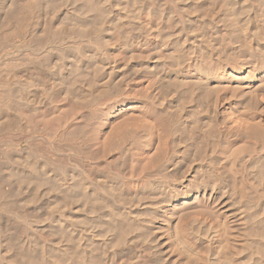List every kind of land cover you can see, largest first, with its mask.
<instances>
[{"label":"rangeland","instance_id":"rangeland-1","mask_svg":"<svg viewBox=\"0 0 264 264\" xmlns=\"http://www.w3.org/2000/svg\"><path fill=\"white\" fill-rule=\"evenodd\" d=\"M0 44V264H264L248 246H264V185L249 175L235 187L239 157L264 135V0H0ZM210 121L224 137L212 166L196 155L214 142ZM190 166L185 184L214 168L208 184L230 207L204 191L183 205ZM245 186L260 195L253 208Z\"/></svg>","mask_w":264,"mask_h":264},{"label":"bare ground","instance_id":"bare-ground-1","mask_svg":"<svg viewBox=\"0 0 264 264\" xmlns=\"http://www.w3.org/2000/svg\"><path fill=\"white\" fill-rule=\"evenodd\" d=\"M42 1V0H41ZM44 1V0H43ZM61 1V0H60ZM79 1V0H78ZM137 1V0H136ZM58 2V1H57ZM54 4V3H53ZM103 4V3H102ZM23 5H24V3H23ZM42 5V4H41ZM140 5V4H139ZM26 6V5H25ZM39 6V5H38ZM47 6V5H46ZM90 6V5H89ZM94 7H95V4H94ZM97 7H98V5H97ZM39 8V7H38ZM55 8V7H54ZM89 8V7H88ZM96 8V7H95ZM95 8H92V9H95ZM41 9V8H40ZM91 8H89V10L90 11H93ZM97 9V8H96ZM104 9H105V6H104ZM157 9V8H156ZM56 10V9H55ZM98 10V9H97ZM139 11H140V9H139ZM100 12V11H99ZM104 13V12H103ZM20 14V13H19ZM32 14V13H31ZM30 14V15H31ZM18 15V14H17ZM88 15V14H87ZM89 16V15H88ZM107 16V15H106ZM92 17V16H91ZM94 17V16H93ZM90 18V17H89ZM24 19V18H23ZM10 20V19H9ZM11 21V20H10ZM18 21V20H17ZM27 21V20H26ZM97 22H99V21H97ZM93 23V22H92ZM101 23V22H100ZM99 24V23H98ZM51 26V25H50ZM52 27V26H51ZM84 27H86V26H84ZM95 27H97V26H95ZM46 28V27H45ZM89 28H90V26H89ZM91 28H92V26H91ZM49 29V28H48ZM106 29V28H105ZM9 30V29H8ZM19 30V29H18ZM82 30V29H81ZM90 30V29H89ZM89 30H88V33H89ZM93 30H94V28H93ZM92 30V31H93ZM49 31V30H48ZM54 31V30H53ZM67 31V30H66ZM85 31V30H84ZM87 31V30H86ZM59 32V31H58ZM2 33V32H1ZM17 33H19L18 31H17ZM53 33V32H52ZM55 33V32H54ZM93 33V32H92ZM62 34V33H61ZM64 34V33H63ZM96 34V33H95ZM65 35V34H64ZM79 35V34H78ZM47 36V35H46ZM55 36V35H54ZM60 36V35H59ZM81 36V35H80ZM86 37H88V38H92V35H91V33H89V34H84V38H86ZM37 38H39V37H37ZM55 38V37H54ZM61 38V37H60ZM83 38V37H82ZM83 38V39H84ZM86 39V40H89V39ZM35 39V38H34ZM41 39V38H40ZM45 39V38H44ZM57 39V38H56ZM93 39V38H92ZM10 40V39H9ZM31 40V39H30ZM46 43L48 42V41H54L53 40V36L51 35V36H48V37H46ZM59 40V39H58ZM57 40V41H58ZM33 41V40H32ZM56 41V42H57ZM42 42H45L44 40H43V38H42V40H36L34 43H32L33 45V47H32V50H30L29 49V51L30 52H34L35 53V49H36V47H38V46H41L42 44ZM55 42V43H56ZM79 42V41H78ZM81 42V41H80ZM90 42V41H89ZM15 43V42H14ZM29 43V42H28ZM19 44V43H18ZM60 44V43H59ZM85 44V43H84ZM1 45V44H0ZM12 45V44H11ZM17 45V44H16ZM24 45V44H23ZM30 45V44H29ZM28 45V46H29ZM43 45H44V43H43ZM46 45V44H45ZM44 45V46H45ZM80 45V44H79ZM97 45V44H96ZM95 45V46H96ZM2 46H3V44H2ZM15 46V45H14ZM27 46V47H28ZM35 46V47H34ZM55 47V46H54ZM39 48V47H38ZM42 48V47H41ZM75 48H77V47H75ZM85 48V47H84ZM46 49V48H45ZM56 49V48H55ZM4 50V49H3ZM77 50V49H76ZM26 51V50H25ZM46 51V50H45ZM53 51V50H52ZM60 51V50H59ZM5 52V51H4ZM50 52V51H49ZM61 52V51H60ZM7 53V52H6ZM23 53V52H22ZM27 53V52H26ZM33 53V54H34ZM24 54V53H23ZM32 55V54H31ZM37 55V54H36ZM20 56V55H19ZM30 56V55H29ZM39 56V55H38ZM34 57H35V55H34ZM37 57V56H36ZM35 57V58H36ZM9 58V57H8ZM21 58H22V54H21ZM27 58V57H26ZM30 58H31V56H30ZM39 58V57H38ZM37 58V59H38ZM23 59V58H22ZM34 59V58H33ZM26 60V59H25ZM29 60V59H28ZM23 61V60H22ZM31 61H32V59H31ZM10 62V61H9ZM19 62V61H18ZM24 62H27V60L26 61H24ZM211 63V62H210ZM244 63H245V61H244ZM243 63V64H244ZM8 64V63H7ZM27 64V63H26ZM33 64L35 65L36 63L33 61ZM40 64H43V63H40ZM242 64V65H243ZM260 65V64H259ZM258 65V66H259ZM9 66V65H8ZM18 66V65H17ZM24 66V65H23ZM22 66V67H23ZM38 66V65H37ZM208 66V65H207ZM257 66V67H258ZM21 67V68H22ZM211 67V66H210ZM218 67H219V65H218ZM181 68V67H180ZM179 68V69H180ZM8 69V68H7ZM211 69V68H210ZM11 70V69H10ZM201 70H203V69H201ZM206 70V69H205ZM204 70V71H205ZM7 71H9V70H7ZM157 71V70H156ZM84 75V74H83ZM90 75V74H89ZM169 76V75H168ZM199 77V76H198ZM212 77V76H211ZM11 78V77H10ZM75 78V77H74ZM78 78V77H77ZM164 78V77H163ZM3 79V78H2ZM79 79H81V78H79ZM99 79V78H98ZM180 79H182V78H180ZM197 79V78H196ZM5 80V79H4ZM83 80V79H82ZM177 80V79H176ZM205 80V79H204ZM210 80V79H209ZM2 81V80H1ZM70 81V80H69ZM89 81V80H88ZM175 81V80H174ZM180 81V80H179ZM6 82V81H5ZM69 84L67 85V84H64V85H66L65 87H63L64 88V94L66 95V96H69L70 98L71 97H73L74 95H75V91H76V86H77V84L79 83V81L77 80V79H75V80H72L71 81V83L70 82H68ZM162 83V82H161ZM164 83V82H163ZM174 83V82H173ZM196 83V82H195ZM2 84H4V83H2ZM81 84V83H80ZM208 84V86H210V85H212L210 82H208L207 83ZM6 85V84H5ZM9 85V84H8ZM63 85V86H64ZM164 85V84H163ZM175 85V84H174ZM11 86V85H10ZM170 86V85H169ZM239 86V85H238ZM13 87V86H12ZM78 87V86H77ZM81 87V86H80ZM92 87V86H91ZM11 88V87H10ZM82 88V87H81ZM93 88V87H92ZM227 88V87H226ZM13 89V88H12ZM98 89V88H97ZM1 90V89H0ZM105 90V89H104ZM5 91V90H4ZM4 91H2V92H4ZM77 91H78V89H77ZM80 91V90H79ZM103 91V90H102ZM191 91V90H190ZM233 91H235V89H233ZM237 91V90H236ZM260 91V90H259ZM83 92V91H82ZM95 92H97V91H95ZM107 92V91H106ZM240 92V91H239ZM248 92V91H247ZM253 92V91H252ZM256 92V91H255ZM16 93V92H15ZM103 93V92H102ZM111 93V92H110ZM235 93V92H234ZM251 93V92H250ZM3 94V93H2ZM12 94V93H11ZM83 94H84V92H83ZM101 94V93H100ZM117 94V93H116ZM214 94V93H213ZM236 94V93H235ZM234 94V95H235ZM20 95V94H19ZM111 95V94H110ZM233 95V94H232ZM239 95V94H238ZM250 95V94H249ZM252 95V94H251ZM255 95H257V94H255ZM88 97H90L89 95H87ZM86 95H84L83 97H87ZM3 97V100H5V99H7V101L9 100H12V98L14 97H12L11 95H9V91H5L4 92V95L2 96ZM8 97H10L9 99H8ZM80 97V96H79ZM96 97V96H95ZM99 97V96H98ZM218 97V96H217ZM233 97V96H232ZM238 97V96H237ZM254 97V96H253ZM259 98V102H262L263 103V101H264V88L262 89V92L260 93V95L258 96ZM15 98V97H14ZM19 98V97H18ZM91 98H93L94 99V96L93 97H91ZM90 98V99H91ZM249 98H251L250 96L249 97H247V95L245 94V92L243 93V92H241V94H240V100H239V104H243L244 102H245V100L246 99H249ZM255 98V97H254ZM74 99H75V97H74ZM81 99H82V96H81ZM89 99V101H91ZM92 99V101H93V103H94V101H96V100H93ZM101 99H102V97H101ZM103 99H105V98H103ZM115 99V98H114ZM239 99V98H238ZM258 99H256V100H258ZM77 100V99H76ZM85 100V99H84ZM98 100H99V98H98ZM105 100H107V102H108V98L107 99H105ZM111 100H112V98H111ZM250 100H252V98L250 99ZM8 101V102H9ZM79 101H81V100H79ZM88 101V100H87ZM102 101V100H101ZM248 101V100H247ZM246 101V102H247ZM254 101H255V99H254ZM15 102H17V99L15 98ZM14 102V103H15ZM20 102V101H19ZM99 102V101H98ZM103 102V101H102ZM106 102V101H105ZM249 102H251V101H249ZM5 103V102H4ZM18 103V102H17ZM87 103V102H86ZM90 103H92V102H90ZM206 103V102H205ZM218 103V102H217ZM237 103V102H236ZM248 104H250V103H248ZM256 104V103H255ZM101 105H103V104H101ZM105 105V104H104ZM209 105V104H208ZM246 105V104H245ZM207 106V105H206ZM101 107V106H100ZM251 107V106H250ZM257 107V106H256ZM90 108V107H89ZM96 108V107H95ZM236 108V107H235ZM253 108H255V107H253ZM259 108V107H258ZM261 108V107H260ZM259 108V109H260ZM263 109V108H262ZM153 110V109H152ZM247 110V109H246ZM256 110V109H255ZM261 110V109H260ZM211 111V110H210ZM251 111V110H250ZM245 113H246V111H245ZM176 115V114H175ZM195 115V114H194ZM197 115V114H196ZM217 115V114H216ZM248 115H249V119L250 118H257L258 116H260L261 115V113H258V111H251V113L249 114V112H248ZM209 116H212V115H209ZM193 117V116H192ZM214 117H215V115H214ZM244 117V116H243ZM13 118V117H12ZM178 118V117H177ZM210 118V117H209ZM176 119V118H175ZM199 119V118H198ZM212 119V118H211ZM215 119V118H214ZM264 119V118H263ZM194 120H195V118H194ZM201 120V119H200ZM199 120V121H200ZM198 121V122H199ZM216 121V120H215ZM254 121V120H253ZM167 122V121H166ZM14 123V122H13ZM191 123V122H190ZM207 124H209V127H211V129L213 128V131H212V133H214V135H212L213 136V138L212 137H209V138H212V140H214V142L213 141H211V142H213L212 143V145H210L209 146V148H207V147H199L198 149H197V151H196V155H197V157H209L208 159L209 160H207V161H209V162H207V164H211V166H212V164L214 165H216V163H217V160H218V152H217V148H218V146H220V143H221V141H222V137L223 136H221V134L217 131V130H219V127H221V125H220V123H218V122H212V121H210L209 123L207 122ZM260 124V123H259ZM190 125V124H189ZM192 125V124H191ZM254 125V124H253ZM9 126V125H8ZM207 126V125H206ZM245 126V125H244ZM18 127V126H17ZM125 127V126H124ZM188 127V126H187ZM225 127V126H224ZM261 127V126H260ZM264 127V126H263ZM6 128V127H5ZM12 128V127H11ZM184 128V127H183ZM202 128V127H201ZM204 128V127H203ZM208 128V127H207ZM244 128V127H243ZM16 129V128H15ZM189 129V128H188ZM191 129H193V128H191ZM209 129V128H208ZM225 129V128H224ZM248 129V128H247ZM246 129V130H247ZM256 129V128H255ZM261 129H262V127H261ZM134 130V129H133ZM195 130V129H194ZM199 130V129H198ZM201 130V129H200ZM203 130V129H202ZM221 130V129H220ZM240 130V129H239ZM243 130V129H242ZM8 131V130H7ZM13 131V130H12ZM21 132H22V130H20ZM135 131H137V130H135ZM245 131V130H244ZM262 131V130H261ZM264 131V130H263ZM195 132V131H194ZM198 132V131H197ZM221 132V131H220ZM12 133V132H11ZM20 133V132H19ZM41 133V132H40ZM205 133V132H204ZM15 134V133H14ZM59 134V133H58ZM124 134V133H123ZM196 134V133H195ZM240 134H242V133H240ZM246 134V133H245ZM264 134V133H263ZM31 135V134H30ZM33 135V134H32ZM130 135V134H129ZM135 135V134H134ZM137 135V134H136ZM199 135V134H198ZM211 135V134H210ZM239 135V134H238ZM65 136H67V135H65ZM141 136V135H140ZM226 136V135H225ZM240 136V135H239ZM247 136V135H246ZM260 136H261V133H260ZM30 137V136H29ZM37 137V136H36ZM36 137H35V139H36ZM47 137V136H46ZM56 137V136H55ZM16 138V137H15ZM28 138V137H27ZM39 137H37V139H38ZM49 138V137H48ZM50 138H52V137H50ZM198 138V137H197ZM206 138V137H205ZM252 138V137H251ZM250 138V139H251ZM256 138V137H255ZM254 138V139H255ZM40 139V138H39ZM56 139V138H55ZM223 139H224V137H223ZM249 138H248V140H250ZM257 139V138H256ZM54 140V139H53ZM201 140V139H200ZM253 140V139H252ZM37 141V140H36ZM68 141H70V140H68ZM131 141V140H130ZM135 141V140H134ZM137 141V140H136ZM135 141V142H136ZM138 141H140V140H138ZM142 141V140H141ZM139 142V144L140 143H142V142ZM205 141H207V140H205ZM258 144L256 143V145H258L259 146V148H256V152H253V150H248V151H250V153L249 152H247L248 154H247V156H242V157H239V160H238V163L237 164H241L240 166L242 167L241 169H240V175H241V177H242V179H240V178H235V179H237V181H236V183H235V187H237V186H239V185H241L242 183H240L241 181L243 182L244 180V178L245 177H247V176H252V177H254V179H256V181L258 182V184L260 185V186H262V188H263V185H264V135L262 136V138L261 139H258ZM38 142H40V141H38ZM63 142V141H62ZM72 142V141H71ZM74 142V141H73ZM193 142V141H192ZM198 142V141H197ZM223 142V141H222ZM44 143V142H43ZM58 143H59V141H58ZM64 143V142H63ZM68 143H70V142H68ZM202 143V142H201ZM30 144V143H29ZM33 144V143H32ZM35 144L37 145V142H35ZM75 144V143H74ZM125 144V143H124ZM138 144V146H140ZM144 144V143H143ZM142 144V145H143ZM170 144V143H169ZM211 144V143H210ZM251 144V143H250ZM64 145V144H63ZM145 145V144H144ZM152 145V144H151ZM165 145V144H164ZM176 145V144H175ZM200 145V144H199ZM32 146V145H31ZM146 146V145H145ZM145 146H142V147H145ZM189 146V145H188ZM190 146H192V144L190 145ZM202 146V145H201ZM251 146V145H250ZM142 147H140L141 149H143ZM167 147V146H166ZM179 147V146H178ZM29 148V147H28ZM38 148V147H37ZM42 148V147H41ZM148 148H149V146H148ZM165 148V147H164ZM36 149V148H35ZM44 149V148H43ZM74 149V148H73ZM191 149V148H190ZM196 149V148H195ZM254 149H255V147H254ZM259 149V150H258ZM68 150V149H67ZM185 150V149H184ZM237 150V149H236ZM242 150V149H241ZM247 150V149H246ZM32 151V150H31ZM42 151V150H41ZM44 151H46V150H44ZM124 151V150H123ZM141 151V150H140ZM186 151V150H185ZM210 151V152H209ZM33 152V151H32ZM36 152V151H35ZM170 152V151H169ZM183 152V151H182ZM193 152H194V150H193ZM37 153H40V152H38L37 151ZM43 153V152H42ZM73 153H75V152H73ZM176 153V152H175ZM254 153H255V155H254ZM158 154V153H157ZM174 154V153H173ZM242 154V153H241ZM35 155V154H34ZM120 155V154H119ZM169 155V154H168ZM178 155V154H177ZM192 156H193V154H191ZM239 155V154H238ZM237 155V156H238ZM58 156V155H57ZM59 156H60V154H59ZM162 156V155H161ZM173 156V155H172ZM190 156V155H189ZM220 156V155H219ZM34 157V156H33ZM36 157H37V155H36ZM72 157H73V155H72ZM75 157V156H74ZM228 157V156H227ZM38 158V157H37ZM46 159H47V157H45ZM50 158V157H49ZM57 158V157H56ZM61 158V157H60ZM67 158V157H66ZM66 158H63V159H66ZM192 158V157H191ZM40 159V158H39ZM62 159V160H63ZM75 159V158H74ZM152 159V158H151ZM168 159V158H167ZM172 159H173V157H171L170 158V162H172ZM237 159V158H236ZM45 160V159H44ZM155 160V159H154ZM169 160V159H168ZM193 160V159H192ZM196 160V159H195ZM200 160V159H199ZM52 161V160H51ZM196 161H198V160H196ZM203 161V160H202ZM206 161V160H205ZM219 161V160H218ZM32 162H33V160H32ZM67 162V161H66ZM141 162V161H140ZM27 163V162H26ZM59 163V162H58ZM160 163V162H159ZM193 163V162H192ZM34 164V163H33ZM59 164H61V163H59ZM58 164V165H59ZM164 164V163H163ZM177 165H178V163H176ZM62 165V164H61ZM60 165V166H61ZM81 165V164H80ZM91 165V164H90ZM119 165V164H118ZM199 165V164H198ZM53 166V165H52ZM92 166V165H91ZM156 166V165H155ZM160 166V165H159ZM196 166V165H195ZM237 166V165H236ZM44 167V166H43ZM59 167V166H58ZM58 167H56V168H58ZM64 167V166H63ZM198 167V166H197ZM201 167V166H200ZM209 167V166H208ZM238 167V166H237ZM53 168V167H52ZM62 168V167H61ZM60 168V169H61ZM118 168H120V167H118ZM199 168V167H198ZM203 168V167H202ZM219 168V167H218ZM42 169V168H41ZM54 169V168H53ZM64 169H66V168H64ZM90 169V168H89ZM46 170V169H45ZM57 170V169H56ZM181 170V169H180ZM202 170V169H201ZM36 171V170H35ZM53 171V170H52ZM64 171V170H63ZM90 171V170H89ZM177 171V170H176ZM179 171V170H178ZM189 172H188V175H186V173H185V175H183V178H182V180L179 182V183H181V189L180 190H177V192H176V194L178 195V197L179 196H184L185 197V199H184V201H183V205H186L187 203H190V199H192V201L194 202L195 200H198L199 199V196H200V192L201 191H204V192H209L210 194V196L214 199V200H217V201H219V203H221V204H223V206L224 207H230V205L232 204V203H230V198H229V196H228V191L225 189V188H223V187H221L220 185H209L208 184V181L209 180H211V179H213V180H217V176H218V178H219V175H218V173H215V170H214V168L213 169H210V171H211V173H205V174H207L206 175V177L203 179H201L200 181H201V183H199L196 187H194V186H189L188 184H185V182L186 181H191V180H188L189 179V177L191 176V174L194 172V167L193 166H190L189 167V170H188ZM204 171V170H203ZM208 171V170H207ZM206 171V172H207ZM60 172V171H59ZM118 172V171H117ZM223 172V171H222ZM221 172V173H222ZM236 172H237V170H236ZM158 173V172H157ZM156 173V174H157ZM173 173H174V171H173ZM175 173H177V172H175ZM183 173V172H182ZM229 173V172H228ZM111 174V173H110ZM180 174V173H179ZM204 174V173H203ZM224 174V172L222 173V175ZM150 175V174H149ZM158 175V174H157ZM181 175V174H180ZM221 175V176H222ZM239 175V176H240ZM91 176V175H90ZM159 176V175H158ZM157 176V177H158ZM164 176V175H163ZM162 176V177H163ZM198 176V175H197ZM232 176V175H231ZM150 177V176H149ZM156 177V176H155ZM161 177V176H160ZM174 177V176H173ZM182 177V176H181ZM196 176L194 175V178H195ZM228 177V176H227ZM118 179V178H117ZM149 179V178H148ZM193 179V178H192ZM197 179V178H196ZM221 179V178H220ZM226 179V178H225ZM234 179V178H233ZM97 180V179H96ZM161 180V179H160ZM248 180V179H247ZM94 181V180H93ZM175 181V180H174ZM168 182V181H167ZM177 182V181H176ZM176 182H174V183H176ZM196 182V181H195ZM198 182H199V179H198ZM209 182H211V181H209ZM213 182V181H212ZM232 182H234V181H232ZM247 182V181H246ZM245 181H244V183H246ZM103 183V182H102ZM105 183V182H104ZM178 183V184H179ZM243 183V184H244ZM92 184H93V182H92ZM96 184V183H95ZM98 184V183H97ZM213 184V183H212ZM191 185V184H190ZM194 185H195V183H194ZM230 185V184H229ZM249 185V184H248ZM150 186V185H149ZM172 186H174V185H172ZM257 187V186H256ZM255 187V188H256ZM230 188H231V186H230ZM261 188V189H262ZM229 189V188H228ZM235 189V188H234ZM242 189V186H241V188H240V190ZM245 189L246 190H244V192L246 191L247 192V195L246 196H248L247 198H248V200H247V198H246V200L248 201V205H251V204H253V203H255L256 202V199L258 200V198H259V196L260 195H258L257 193H254L255 191H257V190H255L253 193L251 192L250 193V190H252L253 188H250L249 186H245ZM250 189V190H249ZM122 190V189H121ZM173 190V189H172ZM239 190V191H240ZM259 190V189H258ZM10 191H12V189L10 190ZM173 191H175V190H173ZM230 191H232V190H230ZM237 191V190H236ZM260 191V190H259ZM0 192H2V186H1V184H0ZM235 192V191H234ZM261 193V192H260ZM1 194V193H0ZM163 195V194H162ZM1 196V195H0ZM167 196V195H166ZM169 196V195H168ZM174 196H176V195H174ZM177 197V196H176ZM262 198V197H261ZM175 199V197H173V195L172 196H170L168 199H167V202L166 203H168V204H171V202H173V200ZM245 200V201H246ZM259 200H261V199H259ZM191 201V202H192ZM239 201V200H238ZM243 201V200H242ZM246 201V202H247ZM255 201V202H254ZM163 202V201H162ZM182 202V201H181ZM258 202V201H257ZM3 203V202H2ZM261 203V202H260ZM18 204V203H17ZM161 204V203H160ZM239 204V203H238ZM237 204V205H238ZM242 204V203H241ZM246 204V205H247ZM257 204V203H256ZM13 206V205H12ZM234 206V205H233ZM245 206V205H244ZM252 206V205H251ZM255 206V205H254ZM254 206H252V208L254 207ZM185 208V207H184ZM186 208H187V206H186ZM249 208V207H248ZM237 209V208H236ZM244 209H245V207H244ZM260 209V208H259ZM9 210V209H8ZM187 210V209H186ZM189 210V209H188ZM186 211V213L188 212V215H186V217L187 216H189L191 213H189L190 211ZM204 210V209H203ZM202 210V211H203ZM234 210V209H233ZM246 210L247 209H245V212H246ZM250 210V209H249ZM16 211V210H15ZM29 211V210H28ZM236 211V210H235ZM242 208H241V213H242ZM248 211V210H247ZM12 212V211H11ZM26 212V211H25ZM233 212V211H232ZM259 212H261V210L259 211ZM13 213V212H12ZM209 213H211V212H209ZM243 214V213H242ZM259 214V213H258ZM192 215V214H191ZM210 215V214H209ZM218 215V214H217ZM231 222L233 223V225H234V228H235V230L237 229H241L240 228V223L238 222L239 220V218L240 217H238L237 218V215L233 212V213H231ZM244 215V214H243ZM247 215V214H246ZM245 215V216H246ZM261 215V214H260ZM185 216V215H184ZM20 217V216H19ZM28 217V216H27ZM193 217V215L190 217H188V219H190V220H188L187 218H186V220H188V222H187V224L189 223V226L191 225V227L190 228H192L194 225H196V223H195V219H194V217ZM217 217H219V216H217ZM242 218V217H241ZM246 218H247V216L245 217V220H246ZM21 219V218H20ZM263 219V218H262ZM261 219V220H262ZM241 220V219H240ZM247 221H248V218H247ZM264 220H262V222H263ZM246 222V221H245ZM261 222V221H260ZM259 222V223H260ZM247 223V222H246ZM246 223H244V225L246 226ZM255 223V222H254ZM122 224V223H121ZM221 224H222V222H221ZM242 224V223H241ZM216 225V224H215ZM248 225V224H247ZM263 225V224H262ZM118 226H119V224H118ZM135 226H137V225H135ZM21 227V226H20ZM244 227V226H243ZM246 228V227H245ZM253 228V227H252ZM194 229V228H193ZM255 229V228H254ZM259 229H260V227H259ZM214 230V229H213ZM233 230V229H232ZM247 230V229H246ZM252 230V229H251ZM250 230V231H251ZM257 230V229H256ZM13 231V230H12ZM18 231V230H17ZM134 231H137V230H134ZM144 231V230H143ZM215 231V230H214ZM217 231V230H216ZM242 231H245V229L243 230L242 229ZM247 231H249V229L247 230ZM250 231H249V233H250ZM19 232V231H18ZM120 232V231H119ZM118 232V233H119ZM124 231H122V233H123ZM140 232V231H139ZM237 232H239V231H237ZM246 232V231H245ZM243 232V235H245V234H248V232ZM254 232H255V230H254ZM143 233V232H142ZM145 233V232H144ZM214 233V232H213ZM222 233V232H221ZM256 233H258V232H256ZM260 233H262V232H260ZM223 234V233H222ZM238 234V233H237ZM263 235H264V233H262ZM261 234V235H262ZM118 235V234H117ZM124 235V234H123ZM215 235V234H214ZM212 236V234H211V236L212 237H209V245H213V243H214V241H215V237L216 236ZM240 235V234H239ZM259 235V233L256 235V236H258ZM262 235V236H263ZM125 236V235H124ZM218 236V235H217ZM241 236V235H240ZM248 236V235H247ZM253 236V235H252ZM255 236V235H254ZM255 236V237H256ZM260 237V236H258V238L260 237V238H263V237ZM120 237V236H119ZM122 237V236H121ZM120 237V238H121ZM127 237V236H126ZM125 237V238H126ZM243 237H246V236H243ZM242 237V238H243ZM248 237H250V236H248ZM123 238V237H122ZM241 238V239H242ZM254 238V237H253ZM118 239V238H117ZM124 239V238H123ZM199 239V238H198ZM229 239V238H228ZM250 239V238H249ZM248 239V240H249ZM257 239V238H256ZM247 239H246V241L247 242H249ZM259 240V239H258ZM243 241V240H242ZM246 241H243L244 243L246 242ZM252 241H254V240H252ZM252 241H250L249 243H247V244H249L248 246H249V251L252 253L253 252V254H255L256 253V256H257V254H259V257H260V254H262V252L264 251V249H263V247H261L262 246V244H261V246H260V244L259 243H257V241H256V243L257 244H259V246H257V244L255 243V246L253 245V243H252ZM118 242V241H117ZM255 242V241H254ZM260 242H262V239H261V241ZM239 243V242H238ZM237 244V243H236ZM219 245V244H218ZM239 245V244H238ZM241 245V244H240ZM236 247H237V245H235ZM245 246V245H244ZM247 246V247H248ZM257 246V247H256ZM219 247V246H218ZM239 247V246H238ZM219 249V248H218ZM233 249V248H232ZM234 249H236L235 247H234ZM242 249H243V247H242ZM241 249V250H242ZM228 250V249H227ZM221 251V250H220ZM212 252V251H211ZM230 252V251H229ZM238 252V251H237ZM28 253V252H27ZM227 253V252H226ZM239 253H240V251H239ZM241 253H243V251L241 252ZM32 254V253H31ZM212 254V253H211ZM230 254V253H229ZM237 254V253H236ZM263 254H264V252H263ZM26 255V254H25ZM33 255V254H32ZM237 255H239V254H237ZM246 255H248V254H246ZM251 255V254H250ZM20 256V255H19ZM231 256H232V254H231ZM252 256V255H251ZM254 256V255H253ZM31 257V256H30ZM234 257V256H233ZM241 257V256H240ZM264 257V256H263ZM230 258V257H229ZM244 258V257H243ZM262 258V257H261ZM31 259V258H30ZM45 259V258H44ZM220 260V259H219ZM226 260V259H225ZM252 260V259H251ZM254 260H256V259H254ZM32 261H34V260H32ZM227 261V260H226ZM260 261V260H259ZM225 262V261H224ZM228 262V261H227ZM243 262H245V261H243ZM263 262V261H262ZM173 263V262H172ZM171 263V264H172ZM222 263H223V261H222ZM221 263V264H222ZM238 263V262H237ZM253 263V262H252ZM255 263V262H254ZM264 263V262H263ZM43 264V263H42ZM45 264V263H44ZM223 264H225V263H223ZM228 264V263H227ZM229 264H230V261H229ZM238 264H240V262L238 263Z\"/></svg>","mask_w":264,"mask_h":264}]
</instances>
